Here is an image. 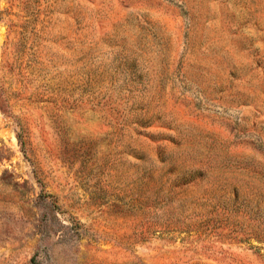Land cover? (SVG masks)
<instances>
[{
	"label": "rangeland",
	"instance_id": "1",
	"mask_svg": "<svg viewBox=\"0 0 264 264\" xmlns=\"http://www.w3.org/2000/svg\"><path fill=\"white\" fill-rule=\"evenodd\" d=\"M0 264H264V0H0Z\"/></svg>",
	"mask_w": 264,
	"mask_h": 264
}]
</instances>
